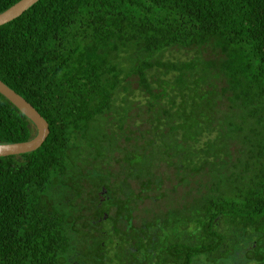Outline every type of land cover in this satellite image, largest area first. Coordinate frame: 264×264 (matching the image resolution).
Masks as SVG:
<instances>
[{"label":"trees","instance_id":"obj_1","mask_svg":"<svg viewBox=\"0 0 264 264\" xmlns=\"http://www.w3.org/2000/svg\"><path fill=\"white\" fill-rule=\"evenodd\" d=\"M0 81V264H264V0H37Z\"/></svg>","mask_w":264,"mask_h":264},{"label":"water","instance_id":"obj_2","mask_svg":"<svg viewBox=\"0 0 264 264\" xmlns=\"http://www.w3.org/2000/svg\"><path fill=\"white\" fill-rule=\"evenodd\" d=\"M35 1L37 0H18L13 3L11 6L0 12V25L19 16ZM0 94L13 106H15L27 119H29L35 127V134L26 141L0 143V156L13 155L34 150L42 143L48 133L46 121L27 101L1 81Z\"/></svg>","mask_w":264,"mask_h":264}]
</instances>
